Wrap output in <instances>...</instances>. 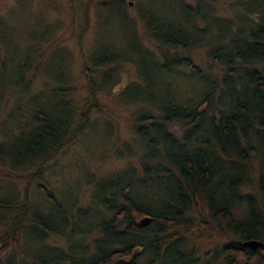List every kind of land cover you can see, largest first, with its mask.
<instances>
[{
	"label": "trees",
	"instance_id": "obj_1",
	"mask_svg": "<svg viewBox=\"0 0 264 264\" xmlns=\"http://www.w3.org/2000/svg\"><path fill=\"white\" fill-rule=\"evenodd\" d=\"M218 1L205 0L209 10ZM223 1L235 10L230 17L214 15L222 25L215 17L209 24L196 0L190 7L182 2L191 15L187 26L149 15V34L170 54L208 49L205 59L217 70L207 74L190 59L183 62L173 55L171 61L152 55L151 62L137 56L132 60L137 93L123 103L136 101L141 104L138 114H147L145 108L156 114L133 129V138L118 151L137 169L125 166L112 182L102 178L106 184L86 199L100 211L97 223L74 204L68 191L56 197L46 185L33 186L30 180L41 181L40 168L66 137L80 138L83 128L91 127L79 116L91 111L96 95L111 94L112 76L105 68L125 57L101 41L96 45L90 72L88 66L81 71L91 99L82 112L61 54L55 61L52 56L39 62L42 54L33 48L36 44L24 48L19 23L0 19V264H264V238L257 236L264 234V203L251 201L253 216L250 201L246 205L238 192L240 181L247 180L241 165L254 161L258 171L264 158L258 153H264V0H254L257 6L247 0ZM188 80L203 82L198 96L182 91ZM172 91L186 98L175 99ZM8 97L13 103L6 107ZM168 124L179 127L176 133ZM21 174L28 177L25 186L11 184ZM34 188L37 197L30 196ZM263 196L264 190L259 199ZM199 200L208 218L235 235L222 248L223 260H200L196 246L193 253L186 249L194 243L179 228L181 217ZM238 205L247 210L243 222L230 218V208ZM140 218L148 222L140 224ZM49 236L63 246L48 244ZM245 239L263 245L249 248Z\"/></svg>",
	"mask_w": 264,
	"mask_h": 264
},
{
	"label": "rangeland",
	"instance_id": "obj_2",
	"mask_svg": "<svg viewBox=\"0 0 264 264\" xmlns=\"http://www.w3.org/2000/svg\"><path fill=\"white\" fill-rule=\"evenodd\" d=\"M182 2L190 7L189 5H193L195 0H0V19H14L19 23L26 40L23 43L24 48H30V45L32 48L36 44L37 46L33 48H36L37 54H42L39 62L52 56L55 61L56 54L58 52L61 54L62 64L64 63L62 66L67 69L70 79L74 83L75 102L82 112H84V106L89 104L85 101L91 99L87 94L89 91L88 81L81 71L88 66L87 71L90 72L91 60L89 58L95 54L96 45L101 41L110 45L108 46L110 51L122 53V57H125V59H120L121 57L117 56L116 58L121 61H117L115 65L111 64V68H105L107 73L110 72L112 76L109 85V90H112L111 94L96 95L93 104L91 103V111L83 116L78 115L91 122V127H84L80 133L82 136L84 135L83 140H81L82 136L77 139L75 136L66 137L61 148L44 161L40 168L41 181L30 180V184L33 183V186L40 183L46 185V188L50 192L52 190L56 197L57 194L64 195L68 191L67 194L74 204L77 203L81 208L84 207L87 212H90L92 222H98L100 211L96 209V206H93L92 200L89 205L86 204V199L90 200L89 197L95 192L96 187L98 189L103 186L105 179L101 180L102 178H109V181L112 182L114 179H118V173L122 175L120 172L125 166L137 169L135 162L124 159H128V155L118 153V151L124 150L123 147L127 139L133 138V129L140 128L143 120L153 118L156 114L154 110L148 108H145L147 114H138V110H140L138 105H141L139 102L135 101L128 105L123 103L130 95L137 93L134 85L138 83V77L132 60L135 61L138 59L137 57H140L144 62L150 61L149 57L152 55L155 59H160L161 56L171 61L173 56L175 58L179 56L183 62L190 59L191 63L200 65L202 71L206 70L207 74L209 70L216 73L217 66L211 65L205 59L208 49L170 54L171 52L154 38V34L153 36L149 34L150 16L161 17L163 15L171 19L173 24L185 22L187 26L188 16L191 15L183 8ZM253 2L254 0H247L248 4H253ZM18 3L21 6L17 7ZM195 3L198 6L200 4L201 11L206 12L209 24L215 22V18L217 24H221L214 15L230 17L235 10L228 1L223 0H219L213 6L214 10H209L210 7L205 0H196ZM253 5L259 4L254 3ZM40 32L42 37L39 39ZM137 51L140 55L137 54ZM46 65L47 62L43 64L44 67ZM94 71L92 70V72ZM39 80H42L41 76H39ZM202 84L203 82L200 80H188L183 82L182 91L187 94L194 92L193 95L198 96V93L195 92ZM172 93L175 99L186 98H179L174 91ZM160 95L159 93L155 94L156 97ZM140 96L146 97H143L142 93ZM10 103L13 102L8 97L6 107ZM167 126V129L172 132L174 128H179L173 124ZM261 151L264 152V150ZM112 152L116 153L112 155ZM258 153L264 157V153ZM253 162L241 165V176L246 177L247 180L240 181L238 190L246 205L250 201L249 212L253 210L251 201L258 206H260V202L264 203V196L259 199L264 190V158L260 159L258 171H254L257 163L252 164ZM26 176V174H21L19 179L11 180V184L20 182L21 186H25V182L28 180ZM35 191L38 190L35 188L30 190V196L33 194L34 197H37ZM193 206L189 207L187 213L183 212L184 216L181 217L183 220L179 225V228L186 232L187 239L189 240L190 237L194 243L192 244L194 246L191 248L186 246V249L193 253V248L196 246L195 253L199 254L200 260H211V258L219 256L223 260L225 252L222 248L230 245L229 243L233 241L235 235L231 234L223 223L215 222L211 217L208 218L206 209L200 200L195 207ZM218 208L219 206L217 210H219ZM256 211L261 213L260 210ZM229 213L233 220L243 222L246 219L247 210L244 211L238 205L231 207ZM147 222L148 219L140 218V224ZM257 236L264 238L263 232ZM49 237L47 238L48 244L58 243L63 246L56 237ZM91 240V238L87 240L88 246L92 243ZM250 240L245 239L242 242L244 244V241ZM220 252H222L221 255L218 254ZM239 264H244V261Z\"/></svg>",
	"mask_w": 264,
	"mask_h": 264
},
{
	"label": "water",
	"instance_id": "obj_3",
	"mask_svg": "<svg viewBox=\"0 0 264 264\" xmlns=\"http://www.w3.org/2000/svg\"><path fill=\"white\" fill-rule=\"evenodd\" d=\"M244 244L245 246H249L252 248H257L262 245L260 241H255V240L246 241L244 242Z\"/></svg>",
	"mask_w": 264,
	"mask_h": 264
},
{
	"label": "flooded vegetation",
	"instance_id": "obj_4",
	"mask_svg": "<svg viewBox=\"0 0 264 264\" xmlns=\"http://www.w3.org/2000/svg\"><path fill=\"white\" fill-rule=\"evenodd\" d=\"M252 213H253V216H255V210H253ZM257 216H258V214L256 215V217H257Z\"/></svg>",
	"mask_w": 264,
	"mask_h": 264
},
{
	"label": "bare ground",
	"instance_id": "obj_5",
	"mask_svg": "<svg viewBox=\"0 0 264 264\" xmlns=\"http://www.w3.org/2000/svg\"><path fill=\"white\" fill-rule=\"evenodd\" d=\"M240 240V239H239ZM241 241V240H240ZM245 242V241H244Z\"/></svg>",
	"mask_w": 264,
	"mask_h": 264
}]
</instances>
